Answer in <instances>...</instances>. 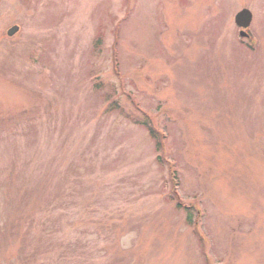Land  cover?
<instances>
[{"label": "rangeland", "instance_id": "obj_1", "mask_svg": "<svg viewBox=\"0 0 264 264\" xmlns=\"http://www.w3.org/2000/svg\"><path fill=\"white\" fill-rule=\"evenodd\" d=\"M0 264H264V0H0Z\"/></svg>", "mask_w": 264, "mask_h": 264}, {"label": "water", "instance_id": "obj_2", "mask_svg": "<svg viewBox=\"0 0 264 264\" xmlns=\"http://www.w3.org/2000/svg\"><path fill=\"white\" fill-rule=\"evenodd\" d=\"M251 19H252L251 12L246 8L240 10L234 17V21L236 25L242 28H246L250 24ZM17 29H18L17 26H13L7 30V34L11 36L17 31ZM241 34L243 35L242 32Z\"/></svg>", "mask_w": 264, "mask_h": 264}, {"label": "trees", "instance_id": "obj_3", "mask_svg": "<svg viewBox=\"0 0 264 264\" xmlns=\"http://www.w3.org/2000/svg\"><path fill=\"white\" fill-rule=\"evenodd\" d=\"M135 122H137L138 124H141L142 126H144V128L148 131V134L150 135V137L154 140V143H155V147H156V150L159 152V154L161 153V145H160V142H159V138H158V135L157 133L155 132V130L153 129V127L151 126V124L149 123L148 121V118L144 117V119H137L135 120ZM158 154V155H159ZM160 157L158 156V159ZM178 207H180L179 204H177ZM186 209V210H185ZM190 209L192 210L191 207H188V208H184L185 211H190Z\"/></svg>", "mask_w": 264, "mask_h": 264}]
</instances>
